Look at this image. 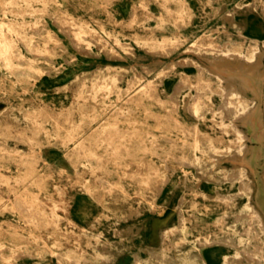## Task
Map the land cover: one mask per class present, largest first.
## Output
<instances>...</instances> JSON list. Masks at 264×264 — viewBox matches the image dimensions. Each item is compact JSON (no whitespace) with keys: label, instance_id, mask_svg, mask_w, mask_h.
Masks as SVG:
<instances>
[{"label":"rangeland","instance_id":"374dc122","mask_svg":"<svg viewBox=\"0 0 264 264\" xmlns=\"http://www.w3.org/2000/svg\"><path fill=\"white\" fill-rule=\"evenodd\" d=\"M0 19V264H264V169L235 160L264 86L228 112L210 69L264 52V0H0Z\"/></svg>","mask_w":264,"mask_h":264},{"label":"bare ground","instance_id":"6f19581e","mask_svg":"<svg viewBox=\"0 0 264 264\" xmlns=\"http://www.w3.org/2000/svg\"><path fill=\"white\" fill-rule=\"evenodd\" d=\"M263 57L264 52L255 48L253 44L244 52L242 51V46L239 45L227 49L219 60H212L210 62L211 71L217 75L222 83H224L221 94L224 102L223 107L226 108L228 112L235 111L242 107L243 102L241 101V98L234 99V96L239 90H249L256 98H261L264 86ZM207 84L208 82L206 80L201 79L200 86ZM182 85L183 83H180L177 89H180ZM199 96L200 94L198 92L195 96V102H197ZM242 123L243 125H246L249 130L255 131V136L252 139L255 140L257 144L250 147H243L241 150L242 155L235 156V160L236 162L244 161L247 158L244 153L249 152V163L256 173H259V167L264 169V119L262 117V110L257 109L249 112L242 119ZM240 137H243L242 132H240ZM250 258L254 260L256 259V255H252Z\"/></svg>","mask_w":264,"mask_h":264}]
</instances>
